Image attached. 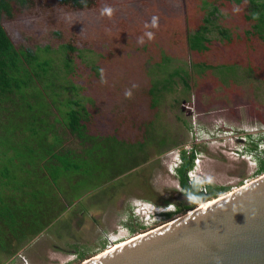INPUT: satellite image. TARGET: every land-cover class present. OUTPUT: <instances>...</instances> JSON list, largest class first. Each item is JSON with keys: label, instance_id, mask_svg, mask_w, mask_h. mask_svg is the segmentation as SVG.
Returning <instances> with one entry per match:
<instances>
[{"label": "rangeland", "instance_id": "374dc122", "mask_svg": "<svg viewBox=\"0 0 264 264\" xmlns=\"http://www.w3.org/2000/svg\"><path fill=\"white\" fill-rule=\"evenodd\" d=\"M40 1L34 0L38 4L33 11L2 24L36 73L47 68L48 81L37 78L42 92L63 82L64 59L69 56L75 61L74 83L81 95L92 99L93 128L119 132L131 141L144 135L136 126L139 120H158L167 142L161 152L151 147V160L134 175L130 172L83 195L48 231L25 245L20 253L30 264H79L107 251V244H118L182 215L169 219L162 215L166 209L144 221L134 213V201L159 206L166 198H185L174 168L183 148L201 151L192 177L229 187L218 197L261 175L256 169L258 157L264 158V40L241 33L250 24L240 20L238 11L215 17L208 32L212 45L201 53L189 41L205 14L198 2L99 0L95 6L76 8L47 0L50 7L43 9ZM237 5L242 11L249 1ZM220 29L234 41L229 42L228 33L222 35ZM228 64L236 70L226 75L221 67ZM178 65L192 75L191 88L184 91L179 81L153 107L152 80ZM252 146L260 149L247 151ZM168 205L175 211L174 203ZM129 225L137 230L131 231ZM77 249L86 251L85 259ZM17 256L0 255V264Z\"/></svg>", "mask_w": 264, "mask_h": 264}, {"label": "trees", "instance_id": "16d2710c", "mask_svg": "<svg viewBox=\"0 0 264 264\" xmlns=\"http://www.w3.org/2000/svg\"><path fill=\"white\" fill-rule=\"evenodd\" d=\"M59 1L76 8L95 6L99 2ZM243 1L191 0L198 2V8L205 14L202 24L195 26L189 37L190 47L206 52L212 45L208 32L215 17L233 16L235 10L241 21L250 24L241 33L264 40V0H245L249 1V6L242 11L236 9ZM225 2L236 5L228 6ZM40 3L43 9L50 7L47 0ZM37 4L34 0H0V255L10 258L48 231L83 195L130 172L132 175L151 160V147L161 152L160 148L167 142V134L158 120H139L136 126L144 135L131 141L119 132L93 128L92 99L81 95L74 83L75 61L69 56L64 59L63 82L57 89L50 87L42 92L37 78L44 76L47 80L41 77L43 81H48L47 68L41 69L42 74L36 73L24 59L23 49H17L2 24L6 19L14 21L19 13L33 11ZM220 31L222 35L228 33L225 29ZM226 35L231 42L233 37L230 33ZM249 43L263 46L256 41ZM235 67L228 64L221 67L225 71H220L228 75L231 69L236 70ZM190 79L192 75L184 65L174 66L166 70V74L155 77L149 89L151 105L161 104L165 92L175 90L179 81L184 91L189 90ZM151 134L156 139H149ZM182 158L176 174L185 198L181 201L166 198L158 202L176 205L175 211L164 213L169 219L229 189L210 182L190 181L188 170L194 166L195 155L183 150ZM256 173H264L263 157H258ZM129 227L133 232L137 230L133 225ZM76 251L80 258H86L85 250Z\"/></svg>", "mask_w": 264, "mask_h": 264}, {"label": "water", "instance_id": "95a60500", "mask_svg": "<svg viewBox=\"0 0 264 264\" xmlns=\"http://www.w3.org/2000/svg\"><path fill=\"white\" fill-rule=\"evenodd\" d=\"M207 203L79 264H264V173Z\"/></svg>", "mask_w": 264, "mask_h": 264}, {"label": "clouds", "instance_id": "9594fccd", "mask_svg": "<svg viewBox=\"0 0 264 264\" xmlns=\"http://www.w3.org/2000/svg\"><path fill=\"white\" fill-rule=\"evenodd\" d=\"M258 149H260V148H257L256 146H252V148H248V150L247 151H249V152H253V151H257ZM183 150H186L188 153H193L194 155H195V162H194V166L190 169V170H188V176H189V179H191V181H193V182H198V183H204L201 179H199V178H195V177H192V175H193V172H194V170H195V168H196V159H198L199 158V154L201 153V151H199L197 148H194V147H191V148H189V149H185V148H183L180 152H179V161H176L175 162V171H177V168L178 167H180L181 166V164H182V162H183V158H182V151ZM247 151L244 153V155H246L247 154ZM174 168H173V170H174ZM150 206H149V208H147V209H145V210H143V215H145V214H147V215H150V216H152V214H154V215H156L157 213H162L161 211H159L155 206L156 205H154L153 203L151 204V203H148ZM134 207V206H133Z\"/></svg>", "mask_w": 264, "mask_h": 264}, {"label": "built area", "instance_id": "2783aa9c", "mask_svg": "<svg viewBox=\"0 0 264 264\" xmlns=\"http://www.w3.org/2000/svg\"><path fill=\"white\" fill-rule=\"evenodd\" d=\"M190 181H191V179H190ZM134 202H135L134 213L136 211L137 217H140V218L143 217L144 221L147 220V219H150L151 218L150 215H147V214L143 215L142 214L143 210L149 208L150 205L148 203H146V202L142 203L140 200H136ZM155 207L161 212L166 210V209H169V211H172L171 208L169 207V205L168 206L159 205V206H155ZM114 240L115 239H111V242H113ZM113 246H115V244H107L105 246V250L109 251V249L113 248ZM19 253H18V256H17L16 260H11V261H9L6 264H19L20 262H21V264H30L28 259L26 257H22L21 253L20 254ZM17 260H19V263H18Z\"/></svg>", "mask_w": 264, "mask_h": 264}, {"label": "bare ground", "instance_id": "6f19581e", "mask_svg": "<svg viewBox=\"0 0 264 264\" xmlns=\"http://www.w3.org/2000/svg\"><path fill=\"white\" fill-rule=\"evenodd\" d=\"M238 189H240V187L234 189L233 191H230L229 193H227V194H225V195H221V196L218 197V198H215V199H213V200H211V201H208V203H207L206 205H210V204H212V203H215V202H217L218 200H220V199L226 197L227 195H230V194L234 193V192L237 191ZM206 205H203V204H202V205H200V207H199L198 209L203 208V207H205ZM198 209H197V210H198ZM197 210H192L191 213H193V212H195V211H197ZM143 235H144V233H139V234H136V235L132 236V237L129 238L128 240L120 241V242H118V244H115V246H113V248H111V249H109V250L119 248V247H121V246H123V245H125V244H127V243H129V242H131V241H134V240L138 239L139 237H141V236H143ZM104 253H106V252H102L101 254H98V256H100V255H102V254H104Z\"/></svg>", "mask_w": 264, "mask_h": 264}, {"label": "flooded vegetation", "instance_id": "af4514ba", "mask_svg": "<svg viewBox=\"0 0 264 264\" xmlns=\"http://www.w3.org/2000/svg\"><path fill=\"white\" fill-rule=\"evenodd\" d=\"M167 211H164V213H166ZM164 213H162V215L164 216ZM161 214V213H160ZM77 255H78V253H77Z\"/></svg>", "mask_w": 264, "mask_h": 264}]
</instances>
